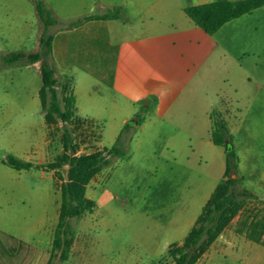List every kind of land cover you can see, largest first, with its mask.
Listing matches in <instances>:
<instances>
[{
	"label": "crops",
	"instance_id": "1",
	"mask_svg": "<svg viewBox=\"0 0 264 264\" xmlns=\"http://www.w3.org/2000/svg\"><path fill=\"white\" fill-rule=\"evenodd\" d=\"M164 1L167 13L174 15L170 21L135 18L141 0H89L84 16H102L119 8L118 17L56 29L51 44L56 76L72 79L75 115L97 128L99 149L113 145L130 124L135 151L159 143V160L164 163L186 170L200 167L208 180L201 208L224 172V150L211 141L209 115L218 110L233 137L240 186L260 201L264 59L248 58L264 57V6L209 35L184 9L217 0ZM37 46L38 41L34 52ZM136 116L142 119L139 124ZM58 214L59 208L57 220ZM21 227L14 233L0 227V264H47L56 227L47 210L42 208L34 222Z\"/></svg>",
	"mask_w": 264,
	"mask_h": 264
},
{
	"label": "rangeland",
	"instance_id": "2",
	"mask_svg": "<svg viewBox=\"0 0 264 264\" xmlns=\"http://www.w3.org/2000/svg\"><path fill=\"white\" fill-rule=\"evenodd\" d=\"M40 1L57 20L71 21L89 12V0ZM165 6L164 0H141L133 15L170 21L174 15ZM39 31L41 25L30 0H0V57L34 52ZM39 66L40 62L0 64V227L13 233L24 223L34 222L42 208L56 225L60 187L67 171V166H61L56 178L53 172L14 171L2 164L5 157L13 156L33 165H47L61 154L63 125H45L40 109ZM79 119L75 125H67L78 154L99 150L97 128ZM133 133L124 157L113 159L88 183L85 197L94 207L70 222L68 258L59 262L56 257L53 264H172L168 248L182 244L200 212L208 180L200 167L186 170L159 160V143L135 151L130 145ZM263 206L264 199L245 201L236 219L196 264H264ZM47 229L46 225L44 239Z\"/></svg>",
	"mask_w": 264,
	"mask_h": 264
},
{
	"label": "trees",
	"instance_id": "3",
	"mask_svg": "<svg viewBox=\"0 0 264 264\" xmlns=\"http://www.w3.org/2000/svg\"><path fill=\"white\" fill-rule=\"evenodd\" d=\"M41 31L36 52H10L0 57L3 66L33 65L40 62L38 68L41 86L38 90L40 109L45 125L61 123V154L47 165H33L7 156L2 164L14 171L53 172L59 178L58 169L67 166L65 181L60 187V207L56 227L53 232L51 251L47 264H53L57 257L59 262L68 258L72 243L71 221L85 211H91L93 203L86 199L88 183L96 174L108 167L113 159L125 155L129 134L133 125H125L115 143L109 148H101L89 154H78L72 133L67 125H75L80 119L75 115V99L72 91V79L57 77L51 63V44L56 29H72L92 20L117 19L119 8L102 16H84L71 21H60L40 0H30ZM264 6V0H217L195 7H186L185 15L199 28L213 35L221 26L232 20ZM58 88H61L60 95ZM211 122V141L213 145L224 150V172L221 180L212 191L209 199L201 208L193 226L183 239L181 245H172L167 255L172 264H196L220 234L230 225L241 211L245 201H255L257 196L240 186L237 167L238 159L234 151L233 137L227 125L216 109L209 115ZM136 117L137 124L141 122ZM234 178H231V176Z\"/></svg>",
	"mask_w": 264,
	"mask_h": 264
},
{
	"label": "water",
	"instance_id": "4",
	"mask_svg": "<svg viewBox=\"0 0 264 264\" xmlns=\"http://www.w3.org/2000/svg\"><path fill=\"white\" fill-rule=\"evenodd\" d=\"M231 178H234V176L232 175Z\"/></svg>",
	"mask_w": 264,
	"mask_h": 264
}]
</instances>
